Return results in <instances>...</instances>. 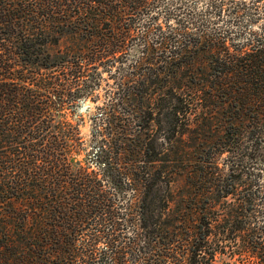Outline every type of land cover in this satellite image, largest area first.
<instances>
[{
    "label": "trees",
    "instance_id": "obj_1",
    "mask_svg": "<svg viewBox=\"0 0 264 264\" xmlns=\"http://www.w3.org/2000/svg\"><path fill=\"white\" fill-rule=\"evenodd\" d=\"M198 1L0 0V264H264V0Z\"/></svg>",
    "mask_w": 264,
    "mask_h": 264
},
{
    "label": "rangeland",
    "instance_id": "obj_2",
    "mask_svg": "<svg viewBox=\"0 0 264 264\" xmlns=\"http://www.w3.org/2000/svg\"><path fill=\"white\" fill-rule=\"evenodd\" d=\"M208 1L209 0H199L197 5L200 8L204 7L208 3ZM83 103H84L83 107H82L80 114H79L80 116L83 117V122L81 124V132H82V136L85 138V140H89L91 137L92 125H93L91 118L96 113L97 104H95L90 99L84 101Z\"/></svg>",
    "mask_w": 264,
    "mask_h": 264
}]
</instances>
